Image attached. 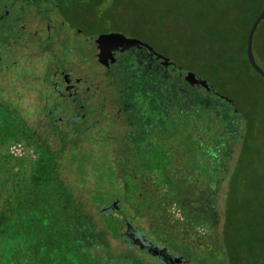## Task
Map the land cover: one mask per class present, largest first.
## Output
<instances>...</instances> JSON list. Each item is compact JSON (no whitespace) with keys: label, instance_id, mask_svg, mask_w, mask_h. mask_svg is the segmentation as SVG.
<instances>
[{"label":"trees","instance_id":"16d2710c","mask_svg":"<svg viewBox=\"0 0 264 264\" xmlns=\"http://www.w3.org/2000/svg\"><path fill=\"white\" fill-rule=\"evenodd\" d=\"M143 1L128 3L142 13L141 20L158 27L159 31L155 30L162 38L171 32L174 23L169 16L177 15L178 28L193 40L190 62L198 73L192 74L195 78L230 76L229 82L249 85L247 76L238 79L247 67L264 81L250 67L245 53L248 31L262 11L264 0H171L159 13L156 3L147 7ZM131 14L133 20H139ZM199 20L202 27L189 26ZM240 23L245 27L235 38L232 33ZM252 53L264 71V21L253 37ZM173 84L164 79L161 84V141H153L151 133L144 149L128 150L119 143L114 153L102 157L78 144H59L58 152L50 150L17 114L18 101L0 100V264H163L127 242L122 231L126 225L191 264H264V114L257 122L249 120L229 99L214 95L212 88L205 94L197 88L183 87L182 91L180 78L176 81V106H171ZM22 91L17 93L21 95ZM254 108L264 113L263 105L256 103ZM170 114L177 116L176 130L170 125ZM186 120L192 124L187 126ZM14 137L39 151L37 167L27 160L13 161L5 153V142ZM175 139L177 150L172 151ZM86 141L91 143L88 137ZM96 158L105 161L99 173L92 170ZM175 158L178 164L172 166L170 162ZM61 159L73 166L86 202L76 200L68 191L59 167ZM191 159L204 166L207 186L193 175ZM109 161L112 166H107ZM108 170L113 178L101 179ZM95 174L101 177L98 181L93 178ZM224 180L223 220L219 232L208 240L211 257L191 248L188 236L194 222L216 229L213 197ZM113 201L119 210L113 214L102 211L103 205ZM171 203L178 204L183 212L186 220L181 225L167 215L166 206ZM29 204H34V209H28ZM86 205L96 210L95 215ZM45 226L55 239L48 252L40 248L44 243L41 228ZM252 226L257 231H250ZM223 227L227 228L225 232ZM34 234L37 237L32 239Z\"/></svg>","mask_w":264,"mask_h":264},{"label":"flooded vegetation","instance_id":"af4514ba","mask_svg":"<svg viewBox=\"0 0 264 264\" xmlns=\"http://www.w3.org/2000/svg\"><path fill=\"white\" fill-rule=\"evenodd\" d=\"M104 1L0 0V100L19 102L24 93L33 92L29 116L34 120L29 128L41 140L69 147L91 135L88 138L95 142L90 144H95L103 135L92 134L106 126L109 148L121 143L128 150L144 149L151 133L153 141H161L163 79L174 83L171 106H176L178 76L182 91L183 87L208 89L178 73L161 54L160 33L133 20L129 0H110L107 16L98 19L95 10ZM120 21L125 22L123 31L114 27ZM17 83L21 95L15 89ZM168 119L176 130L177 116L170 114ZM186 121L187 126L192 124ZM73 137H78L74 143ZM174 141L172 151L177 150ZM176 160H171L172 166ZM115 202L103 205L102 211L119 210ZM123 235L135 247L137 239L146 253L149 247L156 248L158 253L150 255L163 264L169 257L174 264H191L130 225Z\"/></svg>","mask_w":264,"mask_h":264},{"label":"rangeland","instance_id":"374dc122","mask_svg":"<svg viewBox=\"0 0 264 264\" xmlns=\"http://www.w3.org/2000/svg\"><path fill=\"white\" fill-rule=\"evenodd\" d=\"M109 1L110 0L104 1V3L97 8V11L95 10V15L98 19H103L105 16H107L106 7H107V4L109 6ZM144 1L147 3V7L148 5H154L156 3L157 13L165 10V8L170 5L169 3L172 2L171 0H144ZM131 10L139 18L138 24L140 23L141 27L145 28L146 30H155L156 28L158 30V27L157 26L155 27L154 23H149L148 21H144V19L141 20L142 13L140 14V12L137 9L135 10L134 8H131ZM170 17L174 18V23L171 26V32L166 33L165 37L163 38L161 37V41L163 42L164 46L161 47V51L160 50L159 51L161 52L163 56H166L167 59H169L178 70H181L189 74H198L196 69L192 67L193 65H191V62H190L194 55V51L192 49L194 47L193 40L186 38L183 31L178 28L177 22L179 20H177L178 19L177 15L169 16V18ZM159 19H162V18H159ZM163 20L164 19H162V21ZM154 22H156V19ZM124 24L125 22L123 21L114 22V27L116 26L118 29L123 31L126 29ZM189 26L190 27L191 26L202 27L203 23L199 20L197 24H192ZM244 27L245 25L243 23L238 24L234 30V33H232V35L235 36V38L236 36L238 37V35H242ZM245 76L249 78V85H248V82L245 83V82L238 81L237 84H234L233 81L229 82L231 79L230 76L225 79H222L223 77L222 78L218 77L219 79L218 78L216 79L215 77H212V76L205 77L203 75H199L198 79H201V81H204L206 83L208 82L211 86L210 89L212 88L211 90L214 92L213 93L214 95L220 98L229 99V101H231L235 105V109L237 108L239 112L241 113L243 112L249 120L253 119V121L257 122V119L261 118L262 117L261 115H263L264 113L259 112V111L257 113L256 108H254V105L256 103L257 104L259 103L263 105L264 107V81L261 80L258 76H256L253 72H251L250 69H248L247 67L243 68V74H240L238 79L242 80V78H244ZM178 78L180 77L178 76ZM16 85H15V89L18 92L20 91V83H17ZM196 88L200 90L201 93L205 91V89H203L202 87L198 86ZM32 95H34L33 92L24 93L21 100L19 101L20 103L18 102V105L16 106L17 114L19 115V117L23 120V122L26 125L27 124L30 125V123L34 120V118H31L29 116V112H30L29 106H30V102L32 101ZM105 127L106 126L100 127L98 131L95 132V134H92V135L97 134L99 136L103 135L102 137H99V140L95 143L96 146L95 144H90V142L86 141L87 137L91 135L83 136V138L81 139L82 145L80 144L78 146H80L83 149H87V150L90 148V150H92L93 152H96L97 157L98 156L102 157L103 154L104 155H107L108 153L110 154V152L114 153V150L109 148L108 146L110 140H108L107 138L108 134H107V131H105L104 129ZM79 137L81 138V136ZM77 138L73 137L72 143H74L77 140ZM90 141L91 143L95 142V140L92 138ZM45 142L49 144L48 146L50 150H54L58 152L60 146L56 141L45 139ZM186 143L188 145L190 144V142L188 141ZM107 148L111 150L107 151ZM2 149H4L5 153L13 161L27 160L31 162L32 164H34V167H37V163L40 159L39 151L35 149L34 147L28 146L25 142L21 140V138L14 137L13 139H10L9 141L5 142ZM234 152L236 153L238 152V143L234 149ZM236 153L234 154V157L236 156ZM96 160L94 162V165H93L94 168H92V170L94 172L99 173L98 169L100 166L105 164V161L104 160L96 161ZM178 161L179 159L176 160V165L178 164ZM191 161H192L193 168H194L192 171V173L194 172L193 175L196 174V176L202 179L203 183H205V185L207 186L208 179H206L207 178L206 173L204 174L205 172L204 166H202V164L200 165L197 160L195 161V159L194 160L191 159ZM109 162L111 164L107 166H112V161H109ZM180 165H182V161H180ZM63 166H65V168ZM59 167L62 169L63 180H65L64 184L69 189L68 191L73 193L76 200L86 202L85 200L86 195L80 189L79 183L74 178L75 176L73 172V166L70 164H67V160L61 159L59 160ZM108 168L111 171H113L112 167H108ZM108 171L106 172V174H104L105 177H102V178L97 177V175L95 174V176L93 175V178L95 177V180L97 181L100 178L104 180H111L113 178L112 177L113 173H110V171L109 172ZM225 183L226 181L224 180L222 184L215 189L214 197H213L212 205L215 209L216 219H217L216 229L214 230L210 229L209 225H198L196 224V222L190 225L191 227H190L189 236H188L190 247L194 249L197 248V251L200 252V254H206L207 256H211V257L213 256V252H212L211 244H209L208 240L211 239L215 235V233L219 232L220 226L223 220L224 199H225V192H226ZM28 206L30 207L28 209H31L34 207V204H29ZM86 208L90 211L92 215L96 212V210L90 207L89 205H86ZM166 208H167V215L170 216L169 218L175 220L180 225L181 223H183V221L185 222L186 219H184L183 212L178 204L171 203V204H168ZM110 213L113 214L112 211ZM257 219H260V217H258ZM142 227L144 229L147 228L143 222H142ZM255 228L256 227L252 226L249 228V230L257 231ZM225 229L227 228L223 227V231ZM41 230H42V233L40 237L43 238L44 243H43V247H40V248L42 250L45 247L44 249L48 252L49 249H51V247L55 244V239H52V237L50 236V229L47 226L41 228ZM122 231H124V228H122ZM33 236L34 237L32 239L37 237L36 234H34ZM222 236L224 237V234H222ZM193 240H196V243L192 242ZM112 243L117 244V242H113V241ZM56 258L58 262L61 261L60 256H57ZM31 260H34V259L31 258ZM31 264H37V263L34 261H31ZM206 264H211V263L206 262ZM227 264H230V263L227 262Z\"/></svg>","mask_w":264,"mask_h":264},{"label":"water","instance_id":"95a60500","mask_svg":"<svg viewBox=\"0 0 264 264\" xmlns=\"http://www.w3.org/2000/svg\"><path fill=\"white\" fill-rule=\"evenodd\" d=\"M262 21H264V7H263V9H262V11L259 13V15L256 17V19L253 21V23H252V25H251V27H250V29H249V31H248V34H247V38H246V50H245V53H246V58H247V61H248V64L250 65V67L261 77V78H263L264 79V71L256 64V62H255V60H254V57H253V53H252V42H253V37H254V35H255V32H256V30H257V28H258V26L260 25V23L262 22ZM177 72L178 73H182L183 75H184V77L186 78V77H188V76H190L191 77V79H193L194 81H196V83L198 82V84L200 85V86H203V87H205L206 89H208V90H210V88H209V85L206 83V82H204V81H201L200 79L198 80V79H195V77H193L192 76V74H189V73H186V72H183V71H181V70H178L177 69ZM230 104H231V102H230ZM115 204H116V202H115ZM133 244H135L136 246H138L139 248L141 247L142 249H143V245H140V243H139V241L136 239H134L133 240ZM137 244H139V245H137ZM156 251V248L155 249H152L151 247H149L148 249H147V254H149L150 255V253L151 252H155ZM157 253H158V251H156ZM151 256L152 257H154L153 256V254H151ZM172 261V259L169 257V259H168V263L167 264H174V263H172L171 262ZM174 261L175 262H180L181 261V258H179V259H177V258H175L174 259ZM169 262H171V263H169Z\"/></svg>","mask_w":264,"mask_h":264}]
</instances>
